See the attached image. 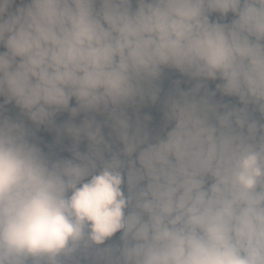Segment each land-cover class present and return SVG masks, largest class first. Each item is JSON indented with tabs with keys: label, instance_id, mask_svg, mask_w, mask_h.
Wrapping results in <instances>:
<instances>
[{
	"label": "clouds",
	"instance_id": "obj_1",
	"mask_svg": "<svg viewBox=\"0 0 264 264\" xmlns=\"http://www.w3.org/2000/svg\"><path fill=\"white\" fill-rule=\"evenodd\" d=\"M0 264H264V0H0Z\"/></svg>",
	"mask_w": 264,
	"mask_h": 264
},
{
	"label": "trees",
	"instance_id": "obj_2",
	"mask_svg": "<svg viewBox=\"0 0 264 264\" xmlns=\"http://www.w3.org/2000/svg\"><path fill=\"white\" fill-rule=\"evenodd\" d=\"M10 108V111H14L11 109V107L9 106ZM63 114V113H62ZM66 118V115H59L56 119H57V122H60L62 120H64ZM36 136L39 138V140L41 141L42 144L44 145H49L51 144L55 149H58V145H55L53 143L54 141V133L50 132L49 130H46L44 128H41L39 130L36 131Z\"/></svg>",
	"mask_w": 264,
	"mask_h": 264
},
{
	"label": "rangeland",
	"instance_id": "obj_3",
	"mask_svg": "<svg viewBox=\"0 0 264 264\" xmlns=\"http://www.w3.org/2000/svg\"><path fill=\"white\" fill-rule=\"evenodd\" d=\"M59 115H64V114H58V116H59ZM65 115H66V114H65ZM58 116H57V117H58Z\"/></svg>",
	"mask_w": 264,
	"mask_h": 264
}]
</instances>
